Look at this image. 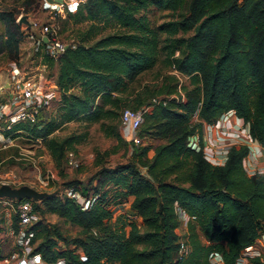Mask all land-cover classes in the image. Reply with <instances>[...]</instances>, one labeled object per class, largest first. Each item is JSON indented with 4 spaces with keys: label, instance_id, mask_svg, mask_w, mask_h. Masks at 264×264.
Returning a JSON list of instances; mask_svg holds the SVG:
<instances>
[{
    "label": "trees",
    "instance_id": "1",
    "mask_svg": "<svg viewBox=\"0 0 264 264\" xmlns=\"http://www.w3.org/2000/svg\"><path fill=\"white\" fill-rule=\"evenodd\" d=\"M21 1L25 8H0V52L11 59H19L26 35L18 16L37 2ZM151 5L178 10V17L153 23L139 15ZM63 21L87 25L78 28L76 45L70 44L57 59L45 55L48 68L52 62L59 66L57 112L44 118L40 111L37 120L16 121L11 129L43 137L52 154L62 157L89 130L59 137L52 134L56 128L73 119L84 120L87 127L117 120L126 103L134 100L133 107L151 105L139 130L142 138L160 140L155 145L131 142L145 172L130 163L104 167L94 186L98 195L88 207L70 195L43 197L49 210L82 224L88 234L68 237L38 219L29 227L32 252L48 261L64 256L68 264H213L211 258L219 252L227 264H236L243 249L264 233V171L248 170L246 142L230 145L224 162L211 160L202 128L204 121L215 122L234 109L264 146V0H85L66 9ZM108 28L112 31L104 33ZM192 30L187 37L177 36ZM163 54L166 64L189 77L190 85L174 73L154 92L149 85L129 87ZM196 113L199 120H194ZM105 129L123 138L118 123ZM197 129L200 148L188 143ZM77 188L89 196L88 187ZM130 197L144 228L137 218L111 220L112 205ZM25 198L34 204V198ZM182 209L189 215L187 254L178 253ZM94 228L98 234L91 232ZM60 239L76 245L61 247ZM262 262L261 255H253L244 264Z\"/></svg>",
    "mask_w": 264,
    "mask_h": 264
},
{
    "label": "rangeland",
    "instance_id": "2",
    "mask_svg": "<svg viewBox=\"0 0 264 264\" xmlns=\"http://www.w3.org/2000/svg\"><path fill=\"white\" fill-rule=\"evenodd\" d=\"M41 4V0H37L33 8L29 11L33 12L35 18L39 20L36 22L38 29L36 28L35 30H32V28L29 26L30 24H28V18L26 15L24 22H22L23 27H25V32H28H26L24 43L22 41L23 47L21 48L19 59H11L6 55L5 52H0V104L2 102H6V100L9 99V96L11 95V88L8 82L9 80H11V83L14 82L15 78L13 77V73L16 68H20L22 70L24 69L31 77L36 76L37 74L35 73H39L41 70H43V66H40L39 69L31 68L33 66L39 65L41 61L43 62L46 60L43 47L38 42L42 40V36L45 33L44 29L47 25L57 23L59 25L60 38L69 43L78 42L80 39L78 28H83L85 25H87V22L78 25H75L72 22L65 23L63 20L66 15L63 17L62 15L58 14H46L47 12H44L45 10L42 8ZM15 5L25 8V5L22 4L21 0H0V8L12 7ZM178 14V10L173 11L162 9L154 5L148 6L139 12V15L147 16L153 23H161L163 21L175 19L178 17ZM18 18L21 19L19 16ZM3 28V22L0 20V32L3 31ZM110 31H112V29L108 28L104 33ZM193 32V30L187 33L180 32L177 36L187 37ZM32 40H36V45H40V47L35 48V44L33 43L32 48H29L28 42ZM93 41L94 39H91L86 42L92 43ZM164 59L165 55L163 54L160 56L157 64L154 67L134 77L130 82L129 87L135 89L138 87L140 89L142 86L149 85V90H152L153 92L157 90L162 84L170 79L168 76L175 73V70H173L170 65L166 64ZM56 64L57 63L52 62V64L49 65V68L48 66L45 67L44 71L46 72L47 77L50 78L55 76ZM178 76L183 82H186L190 85V80L187 75L179 73ZM172 80V82H174V79ZM164 94L165 93H163V95ZM58 104L59 101L55 97L52 101V106L47 107L46 105L41 110V116L48 118L50 115L55 114L59 107L57 106ZM136 105L137 103L134 100L126 103V106ZM198 116L199 115L196 113L194 115V120H199ZM226 118L229 119L227 122H230V125L233 121H240L242 125L241 129L246 128V130H248L247 125L249 126V123L245 122L239 115H237L234 109L232 114H230L229 117L227 115ZM8 119V117H5L0 121V184L8 182L19 186L23 183H28L41 190L54 192L53 194H56L60 197L69 195V191L75 188L84 193L81 188L77 187H88L89 189L87 193L91 197L94 195V186L97 184L98 177L104 175V173H102L104 172V167L130 163L140 171H146V166L139 162V155L134 149V145L131 142H128L125 137L119 139L114 134H108L105 129V127L109 128L116 126L117 123L119 125L120 117H118L117 120L105 119L104 124L103 121H96L89 127H87L84 120L73 119L65 122L62 127L56 128L52 134H55L59 137H64L73 133H80L84 130H87L88 128L89 133L87 137L75 147L76 159L74 164H70L68 162L66 151L62 157L54 156L43 137L31 136L22 128L12 130L11 128L14 122H9ZM224 120L225 118L220 116L215 122H212L213 125L208 121H206V125L208 128L209 126L217 127L216 124H219ZM7 130L9 131L7 132ZM213 132L214 133L210 135L211 138L227 139V141L231 140L228 134L224 136L220 131L214 130ZM248 135L246 138L242 136L243 141H248L251 143L257 142L256 139L252 137L250 138ZM159 140V138L150 137V135H148L147 137L143 138V142L141 144L152 143L155 145L159 142ZM233 143L241 144L242 142ZM221 144L222 143H219V145ZM260 145L261 147L263 146V144ZM260 145H255L256 152L259 151L258 149L260 148ZM204 150L210 155L212 159L216 156V149L213 147V145H211L210 142L206 141ZM153 154L154 149L151 148L149 156L151 157ZM255 161L256 160L251 159L248 155L245 158V164L250 172L259 169L258 166L261 163H254ZM261 171H264V169L261 168ZM103 188L106 187L104 186ZM42 199L43 198H34L35 205L33 208V217L31 222L28 223L30 228L34 222H36L38 219H41L51 227L59 228L68 237H85L88 234L87 228H84L82 224L67 219L58 212L49 210V205L46 202L47 200L44 201ZM131 199L132 197H130V199L128 198L125 202L112 205L114 215H112L111 220L115 221L120 216L122 219L137 218L139 220L140 226L144 228L145 225L143 224V218L135 214L131 209ZM19 200V197H0V242L4 244V251L7 253L9 252L8 256L14 249L18 247L19 244L18 230L20 217L17 209ZM180 217L181 222L180 226L178 227V232L181 234V238H184L189 232L188 217L184 213H181ZM91 232L94 234L99 233L97 228L92 229ZM202 237L204 240H206L204 234H202ZM35 242L37 243V241ZM34 245L35 243L31 241L28 244L27 258L29 259L36 258L37 255L38 257L42 256L40 253L32 252ZM69 245L73 247L76 244L71 242L67 243L64 239L59 240V246L67 247ZM79 249H82V247H79ZM219 256L220 254L213 257L215 264H217ZM42 258L44 257L42 256ZM17 264H39V262L38 260H34V262L29 263L27 259H24L22 262Z\"/></svg>",
    "mask_w": 264,
    "mask_h": 264
},
{
    "label": "built area",
    "instance_id": "3",
    "mask_svg": "<svg viewBox=\"0 0 264 264\" xmlns=\"http://www.w3.org/2000/svg\"><path fill=\"white\" fill-rule=\"evenodd\" d=\"M44 8L54 10L58 12L59 15L65 12V4H55L54 0H43ZM54 12V13H55ZM63 15V14H62ZM20 17V15H19ZM19 20V18H18ZM45 33L42 36V40L38 43L43 47V51L45 55H48L51 58L57 59L70 44L73 46L76 45L75 42L69 43L62 40L59 36V25L57 23H52L45 27ZM40 46V45H39ZM48 66L47 63H44L43 70H41L36 76L31 77L29 73H27L24 69L16 68L13 73L14 82L11 83L9 80V86L11 88V95L6 102H2L0 104V121L8 117L9 122H14L18 120H30L35 121L39 116V112L49 103V94L47 92V82L48 78L45 70V67ZM175 70V73L179 75V72ZM28 74V75H27ZM182 83V80L180 81ZM11 84V85H10ZM182 98L185 97L184 91L180 88ZM172 96L180 97L178 94H173ZM157 98L154 97V100ZM151 105L144 104L140 107L133 106H125L122 109L120 116V124L119 129L123 137L133 143L143 142V138L139 132L140 127L145 119V112L150 108ZM233 109H230L222 114L221 117L227 120L230 114H232ZM1 139V138H0ZM201 133L199 129H197L188 140V143L195 148L201 147ZM208 157L215 162H224L225 160L220 157H210L207 153ZM67 158L70 164H74L76 159V151L74 148H70L67 150ZM69 195L76 198L80 201L83 207H88L91 203V199L95 198L98 195L96 193L94 196H88L82 193L79 189H71L69 191ZM33 200L29 198L21 199L18 202V214L20 217L19 224V244L16 249H14L11 254L8 256L7 261H16L20 260L22 262L24 259H27L29 263L34 262L36 258H27V248L30 243L31 231H29L28 223L31 222L33 217ZM182 213L188 215L184 209H182ZM189 217V215H188ZM190 250V244L187 242L186 238L180 239V246L178 249L179 254H187ZM83 257H86L83 252ZM245 255V251H242L241 258ZM212 263L215 264L213 261ZM33 260V261H32ZM238 264H244L245 262L241 259L236 262Z\"/></svg>",
    "mask_w": 264,
    "mask_h": 264
},
{
    "label": "crops",
    "instance_id": "4",
    "mask_svg": "<svg viewBox=\"0 0 264 264\" xmlns=\"http://www.w3.org/2000/svg\"><path fill=\"white\" fill-rule=\"evenodd\" d=\"M54 1H55V4L56 3L57 4H62L64 2V4L66 5L65 6V12L61 13V15L63 14L62 16L64 17L66 15V9L74 8V7H76L77 4H79V3H81V2H83L85 0H54ZM41 2H42V4H41L42 8L45 10L44 12L45 13L47 12L46 14H50V15L51 14H58L59 15V13L55 12L54 10L44 8L43 0H41ZM25 15L28 18L27 19L28 20V24H30L29 26L32 28V30H35L36 28L38 29L36 22L39 21V20H37L35 18L34 13L33 12H27V13L21 14L20 15L21 19H19V20H21V22H24ZM23 28L25 30V27H23ZM26 32H28V31H26ZM35 42H36V40H32V41L28 42L29 43V48H32V46H33L32 44L33 43L35 44V48H39L40 46L36 45ZM23 43H24V40H23ZM22 47L23 46L21 44V48ZM44 63H45L44 61L43 62L41 61L39 63V65L33 66L31 69H39L40 66L44 65ZM58 68H59V66H58V63H57L56 64V74H55V76L48 78V82H47V85H46L47 92L49 94V103L47 104L48 107L52 106V101H53V99L55 97L57 98L58 101L61 98V95H60L61 91H60L59 85L57 83ZM227 120H229V119H227ZM227 120H224V121L220 122L219 124H216L217 127L216 126H209V128H208L207 125H206V121L203 123L202 140L204 141V145L206 146V141L210 142L211 145H213V147L216 149L215 150L216 156L226 160L227 154H228V149H229L230 145H232L233 142H240V143L241 142L242 143L246 142V143H248L250 145V152H249L248 156L251 159L256 160L254 163H257V162L261 163L258 166L259 170H261V168L264 169V146L261 147V145H260L261 143L259 141H257V140H256L257 142L251 143V142H248V141H243V139H242V136L246 138V136L248 134H249L248 136L250 138L252 137L251 134H250V126L247 125V128L249 130L248 131V130H246V128L241 129L242 125H241L240 121H233V122H231V125H230V122H227ZM220 128H221V130H220ZM214 130L220 131L224 136L228 134L231 140L227 141V139L211 138L210 135L214 133L213 132ZM219 143H222V144L219 145ZM256 144L260 145V148L258 149L259 151H257V152L255 151V145ZM187 217H188V215H187ZM1 244H2V247H3V256L0 258V264H14V263L17 264V263L20 262L21 259L24 258V257H22L20 260L8 262L7 259H8L9 252L7 253L6 251H4V244L3 243H1ZM79 250L82 253L84 252L82 249H79ZM243 251H245V255H243V258L239 257V260L241 259L242 261L247 262L250 259L251 256H253V255H261V257L263 259V262L261 264H264V233H262L256 239V241L254 243L249 244L248 246H246L243 249ZM218 254H220V253L216 252V253H214V256H218ZM36 257H37L36 260H38L39 264H68V259L66 257H64V256L59 257L55 261L45 260L44 258H42V256L38 257V255ZM115 264H121V263L119 261H116ZM217 264H227L223 260L221 254L219 256Z\"/></svg>",
    "mask_w": 264,
    "mask_h": 264
},
{
    "label": "water",
    "instance_id": "5",
    "mask_svg": "<svg viewBox=\"0 0 264 264\" xmlns=\"http://www.w3.org/2000/svg\"><path fill=\"white\" fill-rule=\"evenodd\" d=\"M53 193L54 192L41 190L28 183H23L19 186L13 185L8 182H4L0 184V197L2 196H11V197H19V198L33 197L38 199V198H43L45 196H50Z\"/></svg>",
    "mask_w": 264,
    "mask_h": 264
},
{
    "label": "bare ground",
    "instance_id": "6",
    "mask_svg": "<svg viewBox=\"0 0 264 264\" xmlns=\"http://www.w3.org/2000/svg\"><path fill=\"white\" fill-rule=\"evenodd\" d=\"M232 116V115H231Z\"/></svg>",
    "mask_w": 264,
    "mask_h": 264
}]
</instances>
